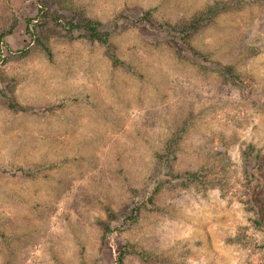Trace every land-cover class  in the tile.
<instances>
[{
    "label": "rangeland",
    "instance_id": "1",
    "mask_svg": "<svg viewBox=\"0 0 264 264\" xmlns=\"http://www.w3.org/2000/svg\"><path fill=\"white\" fill-rule=\"evenodd\" d=\"M39 7L0 0L29 50L0 63V264H264V0L50 6L97 20L118 64L54 25L49 55Z\"/></svg>",
    "mask_w": 264,
    "mask_h": 264
},
{
    "label": "trees",
    "instance_id": "2",
    "mask_svg": "<svg viewBox=\"0 0 264 264\" xmlns=\"http://www.w3.org/2000/svg\"><path fill=\"white\" fill-rule=\"evenodd\" d=\"M64 0H39V10L36 18H28V32L33 35L35 39L36 45L40 46L43 50H45L49 55H51V50L47 41L45 40L44 35L42 33L48 29L49 25H54L62 29L66 32L67 35L72 36L76 29L83 30L85 36L92 42H98L106 47L107 54L110 56L114 64L120 63V60L116 56L114 51V46L111 43L110 33L103 32L100 29V23L92 18L83 17L79 15L78 20L76 18H71L70 20H66L64 15L59 14L58 12H52L50 6L57 2L61 3ZM211 12H203L200 15L195 16L193 19L184 20L178 23L173 27L176 32L181 35L182 40L188 42L190 37L199 30L204 23L208 20L213 19L214 11H212V7H210ZM17 18H14L12 23L0 31V63L6 60L4 55V48L12 53H16L18 57H24L28 54V49H22L20 51H13L10 45L7 43L6 38L12 34L17 25ZM40 34L37 35L36 32ZM18 52V53H17ZM9 107L19 111H27L29 109L32 110V107L23 106L17 102L12 100L8 101ZM258 202V201H257ZM260 213H263L264 216V208L261 209ZM259 222V221H258ZM108 230V227L105 228V231ZM122 252V251H121ZM124 251L122 254L118 255V264H123Z\"/></svg>",
    "mask_w": 264,
    "mask_h": 264
}]
</instances>
